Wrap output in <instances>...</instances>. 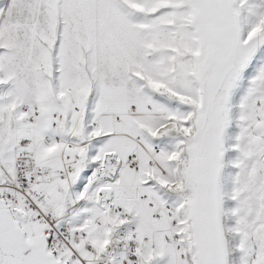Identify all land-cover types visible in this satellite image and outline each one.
Wrapping results in <instances>:
<instances>
[{"label": "snow or ice", "instance_id": "snow-or-ice-1", "mask_svg": "<svg viewBox=\"0 0 264 264\" xmlns=\"http://www.w3.org/2000/svg\"><path fill=\"white\" fill-rule=\"evenodd\" d=\"M0 264H264V0H0Z\"/></svg>", "mask_w": 264, "mask_h": 264}]
</instances>
